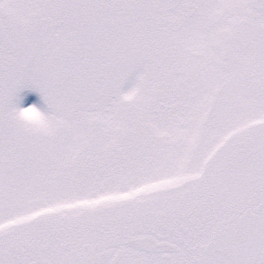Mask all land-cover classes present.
Masks as SVG:
<instances>
[{
	"label": "snow or ice",
	"instance_id": "snow-or-ice-1",
	"mask_svg": "<svg viewBox=\"0 0 264 264\" xmlns=\"http://www.w3.org/2000/svg\"><path fill=\"white\" fill-rule=\"evenodd\" d=\"M0 264H264V0H0Z\"/></svg>",
	"mask_w": 264,
	"mask_h": 264
},
{
	"label": "rangeland",
	"instance_id": "rangeland-1",
	"mask_svg": "<svg viewBox=\"0 0 264 264\" xmlns=\"http://www.w3.org/2000/svg\"><path fill=\"white\" fill-rule=\"evenodd\" d=\"M20 95L24 96V102L21 105L22 107L28 106V104L36 103L38 106H40L42 109L46 108L45 105H43V102L40 100L39 94L35 91H31L28 89H24ZM40 113L42 114V110H40ZM37 111L30 110L25 112L23 115L25 118L33 119L37 116Z\"/></svg>",
	"mask_w": 264,
	"mask_h": 264
}]
</instances>
